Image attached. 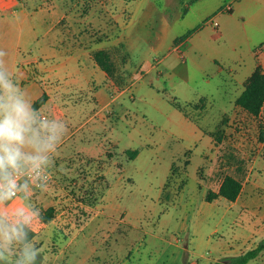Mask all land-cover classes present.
<instances>
[{
	"label": "rangeland",
	"instance_id": "374dc122",
	"mask_svg": "<svg viewBox=\"0 0 264 264\" xmlns=\"http://www.w3.org/2000/svg\"><path fill=\"white\" fill-rule=\"evenodd\" d=\"M186 2L0 0L3 67L29 102L45 94L37 109L67 127L52 154L51 179L0 205L7 223L18 207L41 216L53 207L50 220L41 217L32 227L39 264H221L237 228L257 217L244 221L246 208L225 214L229 200L208 201L207 193L230 174L255 184L252 208L264 207V103L253 115L235 102L255 59L244 43L234 49L217 25L187 31ZM224 13L212 20L220 24ZM43 47L94 66L92 53L109 51L114 69L106 79L127 89L110 114L100 113L105 121L85 122L92 93L83 81L76 86L64 77L72 64L51 78L41 72L60 61L40 57ZM257 51L264 73V45ZM99 84L106 91L103 78ZM125 149L137 154L130 158ZM78 155L91 159L77 161Z\"/></svg>",
	"mask_w": 264,
	"mask_h": 264
},
{
	"label": "clouds",
	"instance_id": "9594fccd",
	"mask_svg": "<svg viewBox=\"0 0 264 264\" xmlns=\"http://www.w3.org/2000/svg\"><path fill=\"white\" fill-rule=\"evenodd\" d=\"M5 55L0 50V58ZM66 133L63 121L49 119L33 107L0 59V205L17 191L28 189V181L17 183L21 177L28 175L36 183L47 178L52 154ZM11 217L7 223L8 216L0 214V260L15 255L14 264H39L40 252L29 232L41 214L24 206L16 208Z\"/></svg>",
	"mask_w": 264,
	"mask_h": 264
},
{
	"label": "crops",
	"instance_id": "0c3cea01",
	"mask_svg": "<svg viewBox=\"0 0 264 264\" xmlns=\"http://www.w3.org/2000/svg\"><path fill=\"white\" fill-rule=\"evenodd\" d=\"M188 2L185 4L186 11L181 14V20L184 21L187 31H191V34L193 35L195 32H201L202 29L199 30V28L204 22H209L215 26L213 22L217 21L212 20V15L220 11L225 12L224 14L227 19L222 21L220 24L217 22V27H219L222 37H225V35L228 34L232 39L230 44L234 49L241 45V43H244L248 53H250V55L255 59V66L257 65V49L264 45V0H188ZM229 2L231 3V9L227 11L224 7ZM135 6L136 5H133L131 8L129 6L128 7L132 9ZM117 22V25L121 26L119 17ZM116 42L114 44L120 43L121 39ZM185 44H187L188 47H194V44L192 42L189 43L187 39ZM40 57L46 59H60L57 64L50 67L48 66L46 69L44 68L41 71L42 73L49 70L50 73H52L47 76L51 78V75L56 74L57 71L55 70L57 68L65 70L67 65L70 63L72 64V67L69 65V74H65L64 77H66L69 83H73L76 86L82 85L80 81H83V84L86 86L85 88H88L91 91L92 94L90 96L92 99L90 102L93 107L91 111L93 112L85 119L86 123L91 122L92 120L104 119V117L100 116V113L107 111L110 114L112 110L111 105L114 102L118 103V98H120L121 94L127 89L125 86L123 89H120V91L119 89L117 90L112 87V82L106 79L104 72L101 70L102 73H100L98 66H94L92 60H88L90 55L87 56L86 59L88 60L87 65H83V59L86 58L85 56V58H80L74 53L61 52L57 48L49 49V51L46 52L43 47V53ZM148 66L150 67L152 65ZM137 76L139 77L140 75ZM102 78L104 79V84L107 88H105L106 91L101 89L99 84V81H101ZM232 84L236 90L237 84L235 83V80ZM30 85L31 84H27L28 87H30ZM242 89L243 85L241 90ZM46 92H49V90H46ZM68 92H70V90H68ZM106 92H108V94ZM50 101L51 99H48L47 103ZM64 121H66V119ZM68 137L69 136H67L66 139ZM125 150H121V152L125 153ZM260 160L264 162V159ZM108 168H110V166ZM105 170H107V168L103 170L104 175ZM254 185L255 184L248 185L243 183L237 198L234 201L229 200L228 202H224L225 214H228L232 209H238V211H240L246 208L249 210L250 214H243L244 218H246L244 221L248 220V216H250V218L252 216L257 217L252 226H240L237 228L238 237L230 240L228 244L229 249L225 251V257L239 255L246 250L255 247L257 243L264 238V207L262 206L263 208H260L261 210L252 208L254 207L252 205L255 204L251 194ZM105 196L106 193L102 197L101 201L104 200ZM220 198L221 196H218L212 202H216L217 200H220ZM260 211H262V213ZM221 263L225 264L226 261L223 260ZM246 264H264V250L261 251L255 258L249 260Z\"/></svg>",
	"mask_w": 264,
	"mask_h": 264
},
{
	"label": "trees",
	"instance_id": "16d2710c",
	"mask_svg": "<svg viewBox=\"0 0 264 264\" xmlns=\"http://www.w3.org/2000/svg\"><path fill=\"white\" fill-rule=\"evenodd\" d=\"M182 10L185 12L186 6ZM92 56L96 61L97 65L104 72L106 77L108 79H111L113 77L114 63L109 51H106L104 49H98L92 53ZM45 100L46 95L41 94L32 102V105L33 107L38 108L41 106V104L45 102ZM235 102L253 115H257L259 113L264 103V73L261 71L259 66H255L252 73L246 78L243 84V89L237 96ZM125 153L131 155L130 158H133L137 154V150L126 149ZM82 158H86L87 162H89V159H91L90 156L87 155H78V157H76L75 159L77 161H81ZM186 163H188V161ZM106 187L108 188L109 185H106ZM241 187L242 181L238 177L226 174L223 176L217 191L210 190L206 195V199L208 201H212L214 198L222 196L227 200L234 201L239 195ZM52 213L53 207H49L46 210L45 215L41 216L42 220L44 222L50 220L52 218ZM34 234V231L31 229V231L29 232V239H31ZM263 250L264 238L261 239L255 247L248 249L245 252L236 256H227L224 258V261H226L225 264H246L249 260L255 258Z\"/></svg>",
	"mask_w": 264,
	"mask_h": 264
},
{
	"label": "built area",
	"instance_id": "2783aa9c",
	"mask_svg": "<svg viewBox=\"0 0 264 264\" xmlns=\"http://www.w3.org/2000/svg\"><path fill=\"white\" fill-rule=\"evenodd\" d=\"M225 10L229 11L231 9V3H227L224 7ZM214 25H217V22H213ZM46 179L45 180H42L40 183H36V182H33L30 178V176L28 175H25L23 177H21L17 183L20 184V183H23L24 181H28V189L26 191H30V190H35V189H39L41 187V185H44L46 182H48L50 179H51V173L50 171L47 169L46 170ZM22 191V190H21ZM21 191H17L15 193L14 196H16L17 194H19Z\"/></svg>",
	"mask_w": 264,
	"mask_h": 264
}]
</instances>
